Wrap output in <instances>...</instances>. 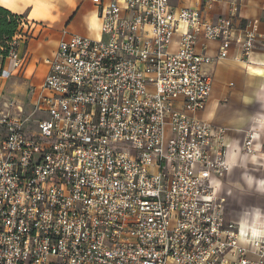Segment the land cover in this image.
<instances>
[{
	"label": "built area",
	"instance_id": "2783aa9c",
	"mask_svg": "<svg viewBox=\"0 0 264 264\" xmlns=\"http://www.w3.org/2000/svg\"><path fill=\"white\" fill-rule=\"evenodd\" d=\"M92 1L102 40L58 43L27 118L0 92V264H264V235L230 222L212 183L229 171L227 131L190 115L207 107L209 68L234 45L249 63L258 36L182 0ZM32 25L0 45V83L29 66ZM202 38L217 56L197 52ZM36 111L48 117L26 130Z\"/></svg>",
	"mask_w": 264,
	"mask_h": 264
},
{
	"label": "crops",
	"instance_id": "0c3cea01",
	"mask_svg": "<svg viewBox=\"0 0 264 264\" xmlns=\"http://www.w3.org/2000/svg\"><path fill=\"white\" fill-rule=\"evenodd\" d=\"M185 7L197 10L202 18L214 24L220 17L234 15L242 27H248L258 36L259 45L249 63L237 59L242 50L234 45L229 58L209 68L213 88L207 107L204 112L190 115L227 131L231 140L226 155L229 171L220 179H212L216 195L223 196L227 219L238 229L252 231L254 237L264 235V140L256 141L257 153L253 155H246L244 147L252 130L264 132V75H261L264 73V46H261L264 44V0H224L208 7L193 0H182L180 8ZM0 8L5 11L0 10V39L7 38L14 23L18 25L24 18L43 29L44 41L39 39V45L33 49V37L20 42V55L29 53L33 59L26 68L32 74L30 88L42 83L48 73L43 59L50 57L61 40L73 34L102 38L101 6L92 0H0ZM179 39L176 35L174 50ZM45 42L53 44L54 50L50 53L43 49ZM219 46V42L202 38L197 52L215 57ZM10 76L5 74L2 79L4 88ZM240 242L246 244L244 239ZM250 258L257 257L250 255Z\"/></svg>",
	"mask_w": 264,
	"mask_h": 264
},
{
	"label": "rangeland",
	"instance_id": "374dc122",
	"mask_svg": "<svg viewBox=\"0 0 264 264\" xmlns=\"http://www.w3.org/2000/svg\"><path fill=\"white\" fill-rule=\"evenodd\" d=\"M32 26H31L32 28L30 27V29H29V31H30L29 32L30 33L29 38L33 37L35 39V41L32 42V49H33L34 46L39 45L38 44L39 39H40V42L44 41L43 38L45 36L41 37V32L43 31L42 27L41 28L38 27L37 24H33ZM37 31H39V32L37 34H35V32H37ZM95 32H97L96 29H95ZM91 39L98 40V41L102 40V38L99 39L98 37H91ZM103 40H105V39H103ZM44 48H45V51H47L48 53H50L52 50H54L53 44L51 42H45L43 45V49ZM32 60H30L29 63H31ZM11 75L12 76H10V78L7 80L6 88H4L3 83H0V92H2L3 89H5V91H4L5 103H10L13 100L16 102V104L23 106L24 110H25L24 117L27 118V116L30 115L34 111V106L31 107L28 104V98H29V95L31 92L30 91L31 88L29 86L31 85L30 80L32 79V74L30 71L26 72V70H25V71H14V72H12ZM47 117H48V114H46L45 112L42 113V112L36 111L34 116L30 119L31 122L29 124H27L26 130L37 131V124L36 123L38 121L43 120V118H47ZM262 139L264 140V132L262 134ZM263 146H264V144H263Z\"/></svg>",
	"mask_w": 264,
	"mask_h": 264
},
{
	"label": "trees",
	"instance_id": "16d2710c",
	"mask_svg": "<svg viewBox=\"0 0 264 264\" xmlns=\"http://www.w3.org/2000/svg\"><path fill=\"white\" fill-rule=\"evenodd\" d=\"M0 10L4 11L3 9L0 8ZM5 12V11H4ZM15 22V21H14ZM18 31V25L17 23L15 22L14 25H13V30H11V32L9 33V36L5 39H0V45L3 44L6 40H9L11 39L15 34L16 32Z\"/></svg>",
	"mask_w": 264,
	"mask_h": 264
},
{
	"label": "snow or ice",
	"instance_id": "6c2138e0",
	"mask_svg": "<svg viewBox=\"0 0 264 264\" xmlns=\"http://www.w3.org/2000/svg\"><path fill=\"white\" fill-rule=\"evenodd\" d=\"M261 75H264V73H261ZM205 175L207 176L208 174L205 173ZM262 190H264V185H262ZM209 199H210V197H209Z\"/></svg>",
	"mask_w": 264,
	"mask_h": 264
}]
</instances>
